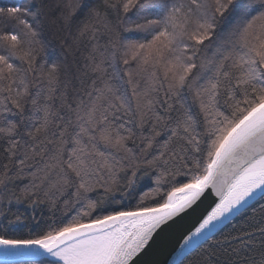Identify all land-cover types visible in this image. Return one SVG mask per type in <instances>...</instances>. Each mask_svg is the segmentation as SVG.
Instances as JSON below:
<instances>
[{
    "label": "snow or ice",
    "instance_id": "snow-or-ice-1",
    "mask_svg": "<svg viewBox=\"0 0 264 264\" xmlns=\"http://www.w3.org/2000/svg\"><path fill=\"white\" fill-rule=\"evenodd\" d=\"M45 7H0V22L20 26L0 33V189L8 203L63 200L76 215L28 238L8 234L27 226L23 214L5 216L0 264L24 256L32 264H137L209 187L218 202L183 237L173 264H264V0H60L65 25L87 8L76 50L85 37L95 41L71 65L37 62L28 17L39 22ZM149 7L152 18L123 28L144 38L122 35L121 14ZM144 178L156 187L137 207H111L116 192ZM15 181H27L19 193L9 190ZM150 196L155 206L144 204ZM241 209L252 216L224 234Z\"/></svg>",
    "mask_w": 264,
    "mask_h": 264
},
{
    "label": "trees",
    "instance_id": "trees-1",
    "mask_svg": "<svg viewBox=\"0 0 264 264\" xmlns=\"http://www.w3.org/2000/svg\"><path fill=\"white\" fill-rule=\"evenodd\" d=\"M60 0H0V7H9L14 6L16 4H35L37 6L46 5L44 8V12L47 15H42L39 17V22L33 20L32 17H28L30 22H33L37 28L38 36L37 40L39 44L36 45L38 56L37 62L38 64H48V63H58L61 65L68 64L71 65L73 60H79L81 63L83 62L82 53H84L88 48L91 47L92 43L95 41H90L87 37L83 38L79 42V51H77V45L74 43V40L77 35V29L85 22L87 8H84L80 11L77 16L72 21L71 25H65L62 20L59 18V12L56 10L55 5H57ZM152 2H158V0H148V4ZM84 3L91 7L95 4H101L102 0H84ZM36 9L33 8V11ZM53 13L55 15H53ZM122 24L123 27L120 28L121 34L126 36L128 39H138L142 40L145 36L144 33L137 32L135 30L130 32H124L123 28H133L136 23H143L144 20L142 17L147 16L152 18L154 16L153 11L149 7L147 11L138 12L136 9H133L131 12L127 14L126 17L123 16ZM54 20L56 22H54ZM108 20L111 21L113 26H117V14L115 12L110 11ZM97 27L100 28V32L97 33V38L99 43L104 44L107 42L108 34L102 27V23L98 24ZM15 29L20 31V26L15 25L14 23L5 24L0 22V33L5 30ZM91 35V33H89ZM150 38V37H149ZM215 42H213L214 44ZM211 47L209 48L207 55L211 56ZM19 64V61H15ZM124 65L119 64L118 70L121 76H123ZM135 67V65H133ZM111 72L112 69H109ZM127 77H124L126 80ZM123 87H127V85H123ZM185 96L188 99V103L191 104V97L188 95L187 91H185ZM163 98V97H161ZM194 111L197 109L194 107ZM123 174H121L122 176ZM27 181H15L9 184V190L15 188L17 193H19V188L23 186ZM125 181L121 180V184H124ZM156 187L155 184L152 183V180L149 178H144L138 181L133 188L128 189L124 188V195L118 191L114 194L116 200L120 201L119 204H112L111 207L117 209H133L138 206V202L140 201V197L148 192L150 189ZM102 192V190H101ZM8 194L0 189V224L6 223L5 216L8 218H14L15 214H23L27 226L24 228H20L19 230L10 231L8 234L12 237H22L28 238L29 236H35L39 234L41 231L46 230L47 225L49 224H59L61 222L66 223L68 220L72 219L73 216L76 215L74 211L65 212L63 206V200L59 201L56 207H52L49 203L45 202L44 204H38L34 208H29L27 202L17 204L14 200L11 203L7 202ZM260 198L255 200L251 205H255ZM158 201V197L150 196L145 201L144 204L146 206H155V203ZM264 202V201H261ZM247 207V208H248ZM247 215L249 218L252 216L250 211L245 212L243 210L237 217H234L233 223L236 224V228L233 229L231 225H227L224 228V234L235 233V231L239 230L243 225H245V220L243 217ZM35 216V221H33L32 217ZM257 219H259V213H257ZM256 221L249 219L247 224H254ZM39 225V227H37ZM25 262V261H24ZM23 264V262H21ZM28 264H32L31 261H28Z\"/></svg>",
    "mask_w": 264,
    "mask_h": 264
},
{
    "label": "water",
    "instance_id": "water-1",
    "mask_svg": "<svg viewBox=\"0 0 264 264\" xmlns=\"http://www.w3.org/2000/svg\"><path fill=\"white\" fill-rule=\"evenodd\" d=\"M256 196L249 201V205L257 200ZM219 197L215 195L213 189L209 187L205 190L201 199L181 216L174 218L173 221L160 229L153 237L144 252V255L139 258L137 264H173V261L178 260L179 248L183 237L194 231L202 218L211 211ZM249 205H246L247 208ZM244 209H241V212ZM240 212V213H241ZM21 262L30 261L27 256L17 258Z\"/></svg>",
    "mask_w": 264,
    "mask_h": 264
}]
</instances>
